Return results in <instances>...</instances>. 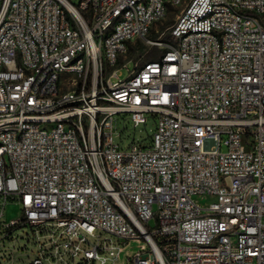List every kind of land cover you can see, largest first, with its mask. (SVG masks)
<instances>
[{
  "label": "built area",
  "instance_id": "obj_1",
  "mask_svg": "<svg viewBox=\"0 0 264 264\" xmlns=\"http://www.w3.org/2000/svg\"><path fill=\"white\" fill-rule=\"evenodd\" d=\"M72 1L0 0V264H264V0Z\"/></svg>",
  "mask_w": 264,
  "mask_h": 264
},
{
  "label": "rangeland",
  "instance_id": "obj_2",
  "mask_svg": "<svg viewBox=\"0 0 264 264\" xmlns=\"http://www.w3.org/2000/svg\"><path fill=\"white\" fill-rule=\"evenodd\" d=\"M75 3V0L72 1ZM185 4L179 6L178 8L172 9L167 15L166 19L159 25V33L169 28L175 21L176 17L181 14ZM158 34L154 31L149 34L147 40H156ZM163 39H167V34L164 35ZM160 55V49L155 46L149 45L146 40L139 41L134 40L133 43L128 44L126 57L131 60L128 64V70H133L134 67H139L140 65L157 58ZM128 70L123 68L120 70V76L125 79L128 74ZM155 130L154 121L149 118L144 125H140L134 128L132 124L124 115H116L114 117V134L113 142L123 150L130 147L132 140L137 143L138 146L149 147L151 144V135ZM3 199L0 198V211L2 209ZM20 209L19 206L13 202L7 201V205L4 209V215L0 219V223H4L8 220L19 217ZM149 229L155 227V220H150L148 223ZM27 234L30 233L29 228H20L14 231L13 237L16 238L14 243L8 241L4 244H0V252L5 259L13 256L18 261H25L33 255L34 245L32 242L27 243ZM16 248L15 253H10L12 246ZM135 244H131L126 252L131 250ZM6 248V249H5ZM18 251V252H17ZM123 257V256H122ZM121 263V258L120 261Z\"/></svg>",
  "mask_w": 264,
  "mask_h": 264
}]
</instances>
